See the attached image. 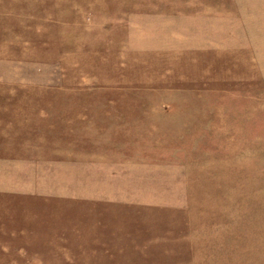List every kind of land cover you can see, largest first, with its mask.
<instances>
[{
  "label": "rangeland",
  "instance_id": "obj_1",
  "mask_svg": "<svg viewBox=\"0 0 264 264\" xmlns=\"http://www.w3.org/2000/svg\"><path fill=\"white\" fill-rule=\"evenodd\" d=\"M0 264H264V0H0Z\"/></svg>",
  "mask_w": 264,
  "mask_h": 264
}]
</instances>
